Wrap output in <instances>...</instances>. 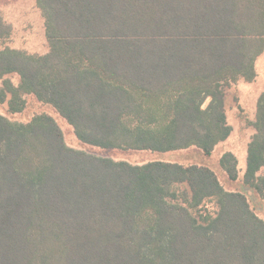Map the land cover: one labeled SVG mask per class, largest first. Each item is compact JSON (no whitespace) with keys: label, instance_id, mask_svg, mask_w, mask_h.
I'll return each instance as SVG.
<instances>
[{"label":"trees","instance_id":"1","mask_svg":"<svg viewBox=\"0 0 264 264\" xmlns=\"http://www.w3.org/2000/svg\"><path fill=\"white\" fill-rule=\"evenodd\" d=\"M36 3L49 50L0 51V79L20 78L4 82L0 103L11 95L21 112L33 96L102 150L209 158L228 139L223 87L255 77L264 0ZM254 127L240 192L210 166L116 161L68 147L46 114L26 124L0 115V264H264L251 206L255 191L264 209V92ZM219 166L237 181L233 154Z\"/></svg>","mask_w":264,"mask_h":264},{"label":"rangeland","instance_id":"2","mask_svg":"<svg viewBox=\"0 0 264 264\" xmlns=\"http://www.w3.org/2000/svg\"><path fill=\"white\" fill-rule=\"evenodd\" d=\"M0 20L10 26L8 36L4 33L6 30L0 28L2 34H5L0 36V51L16 50L32 56H41L48 52L45 20L36 0H0ZM253 70L255 77L251 81L239 78L223 87L226 123L230 126L231 133L227 140L216 146L209 158L203 156L195 148L159 155L150 152L102 150L85 145L76 138L73 128L55 109L38 102L33 96H25V108L21 112H14L10 109L11 95H9L5 103H0V115L11 123L26 124L35 116L46 114L60 127L65 144L75 150L112 158L116 161L127 160L132 164H143L151 160L171 161L184 165L202 164L216 171L225 191L244 192L242 180L246 170L247 149L256 133L254 123L256 122L257 104L264 92V52L255 60ZM6 80L10 81L15 88L20 83L19 76L12 74L0 79V88L4 87ZM224 153H231L237 159L238 179L235 182H231L219 166V159ZM256 177L264 183V167L256 173ZM256 196L254 191L257 201L254 198L251 206L255 209L257 216L264 221V209ZM202 208L213 215L217 211L213 202H206Z\"/></svg>","mask_w":264,"mask_h":264}]
</instances>
